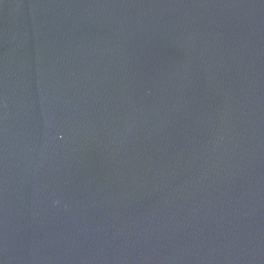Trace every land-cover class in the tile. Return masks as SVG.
<instances>
[{
	"label": "water",
	"instance_id": "obj_1",
	"mask_svg": "<svg viewBox=\"0 0 264 264\" xmlns=\"http://www.w3.org/2000/svg\"><path fill=\"white\" fill-rule=\"evenodd\" d=\"M0 264H264V0H0Z\"/></svg>",
	"mask_w": 264,
	"mask_h": 264
}]
</instances>
